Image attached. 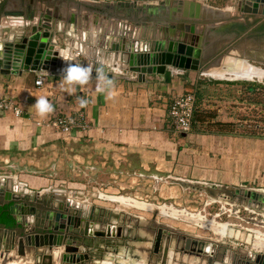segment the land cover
Masks as SVG:
<instances>
[{
    "label": "crops",
    "instance_id": "1",
    "mask_svg": "<svg viewBox=\"0 0 264 264\" xmlns=\"http://www.w3.org/2000/svg\"><path fill=\"white\" fill-rule=\"evenodd\" d=\"M199 1L217 9L222 17L214 24L208 22L198 26L207 34V42L215 54L224 48L223 53L219 54H222L221 57L212 59L211 70L229 73L228 68L234 63L237 71L240 60L250 58L247 56L250 47L255 50L264 48V33H256L264 31V20H257V24L254 18L247 17L248 22L241 23L248 13L235 8L233 0ZM152 9L171 16L175 9L183 10V4L179 6L176 0H0V32L3 30V34L10 37L18 35L20 25L26 22L22 13H33L36 19L50 14L57 21V27L59 24V35L69 36L75 41H80L83 35L91 44L98 42L102 34L107 36L113 30L120 33L119 24L131 23L134 26L138 19L144 22ZM210 26L212 29H207ZM257 40L263 44L257 46ZM211 54L214 55V51ZM38 76L44 77L42 86L34 84ZM104 76L111 81V85L104 80L97 81V75L92 74L86 85H77L74 92L69 93L66 90L68 85L61 86L62 73L24 70L18 75L0 74V99L12 100L21 109L20 115L0 109V165L4 164L2 167L6 168L5 175H0V181H4L8 188L36 197L34 204L41 206H36L38 213L44 214L51 201L69 197L83 204L85 209L82 215L91 214L92 211L106 218L113 215L124 222L127 230H131L129 234L139 236L144 235L148 226L156 231L157 226L161 225L155 219L156 215L146 219L116 207L90 202L89 199L116 201L122 206H136L147 211L152 209L129 204L127 200L157 207L160 204H150L147 198L155 199L160 195H173L190 189L194 192L193 196L205 194L210 199L223 197L242 203L248 198L243 200L236 190L264 192V139L196 131L177 134L168 116L172 99L193 91L196 82L204 78L200 86V106L215 110L217 119L221 121H235L234 112L223 110L226 102L233 101L226 91H232L237 98L240 91L239 88H225L232 86V83H228L234 81L232 77L207 76L199 71L187 70L171 75L169 83L161 75H146L148 81L138 82L136 74L118 69L114 70L112 77H108L106 72ZM39 96L46 97L54 107V111L46 117L37 115L33 107ZM82 99L87 101L86 106H81ZM56 118H74L84 121L86 127H74L69 133H62L50 125ZM108 177L111 179L109 182ZM88 186L92 190L86 194ZM131 189L135 191L130 195L122 193ZM79 193L83 198L77 201ZM116 197L126 200L119 201ZM154 210L155 214L159 212ZM113 219L112 223H116ZM225 224L228 226V223ZM244 228V231L230 228L231 231L241 232L243 237L238 236L236 241H225L167 227L179 238L183 235L209 245L216 243L212 256L218 255L215 264H220L225 251L232 256L235 252L236 259H243L248 252L240 247L242 242L249 244L255 240L254 245L259 247L255 249L251 245L252 252L264 248V243H256L261 239L264 242V230ZM220 230L225 229L222 226L218 229L223 236ZM5 233L8 232L1 230L0 235L4 237ZM130 242L136 246V250L138 243ZM206 249L210 251L212 248ZM169 255V259L175 256L171 264H178L179 259L184 264H210L185 252H170ZM108 256L117 255L108 251ZM129 259L134 264L145 262L143 258ZM23 261L37 264V261L27 258L19 260L20 263ZM103 263L116 262L107 259L100 262ZM230 263L233 264L232 257Z\"/></svg>",
    "mask_w": 264,
    "mask_h": 264
},
{
    "label": "water",
    "instance_id": "2",
    "mask_svg": "<svg viewBox=\"0 0 264 264\" xmlns=\"http://www.w3.org/2000/svg\"><path fill=\"white\" fill-rule=\"evenodd\" d=\"M176 1L179 6L183 4V10L175 9L170 16L162 11L158 14L152 9L144 22L138 19L134 26L131 23L119 24L120 33L113 30L107 36L102 34L98 42L91 44L83 35L80 41L59 35V24L57 27V21L50 14L36 19L33 13H22L21 16L26 22L20 25L18 35L10 37L4 35L3 30L0 32V74L18 75L24 70L60 74L68 61L90 66L92 74H96V69L100 67L108 77L113 76L115 69L134 73L138 82L148 81L146 75H161L169 83L171 75L187 70L210 75L212 59L221 57L222 54H219L223 53L224 48L215 54V50L207 42V34L198 26L221 21L220 12L205 6L204 1ZM233 2V6L240 12L248 13V16H243L245 20H241V23L246 24L247 17L254 18L255 22L264 20V0ZM207 29L212 28L210 26ZM256 33L263 34L264 31ZM213 51L214 55L211 54ZM236 193L243 200L248 198L242 200L248 207H256L264 212V192L236 190ZM41 197L40 194L39 198ZM33 200L37 198L22 194L18 189L8 188L4 181H0V205H8L9 213L14 218L12 226L0 223V232H8L4 237L0 235L1 264L20 258L35 260L37 264H83L87 256L79 252L82 246H87L86 236H120L127 230L117 218L113 219L116 223L111 221L105 226L104 223L93 225L92 216L82 215L85 207L73 198L51 201L44 214L37 212L36 206H41L35 205ZM42 203L46 204V201ZM85 218H90L91 221H86ZM159 226L161 229L168 227L164 224ZM254 242L255 240L249 244L242 242L240 245L248 252L243 259H236L235 252L232 256L225 251L220 264H228L231 257L233 264H264V248L257 252L250 251L251 245L258 248ZM199 244L201 247L195 249V254H210L207 262L215 264L211 256L216 249V243L209 245L199 240ZM202 246L212 249L208 251L206 248L202 249Z\"/></svg>",
    "mask_w": 264,
    "mask_h": 264
},
{
    "label": "rangeland",
    "instance_id": "3",
    "mask_svg": "<svg viewBox=\"0 0 264 264\" xmlns=\"http://www.w3.org/2000/svg\"><path fill=\"white\" fill-rule=\"evenodd\" d=\"M247 56L250 57L249 60L248 58L244 60H240V63H243L242 66H246V68L242 69L240 72H236L235 74H214L219 77H232L234 81H258V82H263L264 81V53L261 55V53L258 54H250L247 53ZM254 57V58H253ZM242 59V58H241ZM248 59V60H247ZM249 64H252L254 66H248ZM257 66V67H255ZM235 67V64L232 63L231 66H229V70L233 69ZM259 67V68H258ZM252 68V69H251ZM262 68V69H261ZM250 75H253L252 77H249ZM208 76V75H207ZM235 76V77H233ZM240 77V78H238ZM241 78H246V79H241ZM225 88H240V83H235L231 84ZM226 94L228 96L230 95L229 98H231V101H228L225 103V108L223 110L225 111H231L235 113V117H237L239 114L240 115H247L249 117H252V113H254V109L252 105H249L248 102L244 100H239L237 97H234L232 94V91L228 92L226 91ZM227 96V95H226ZM233 96V98H232ZM228 100V99H227ZM225 100V101H227ZM260 108H256V113L259 116V114H264V110L262 112H259ZM251 115V116H250ZM4 166V164L2 165ZM0 165V175H5L4 172L6 168H3ZM111 179L108 177V182ZM91 187H87L85 190L86 194L90 193ZM135 190H124L122 193H133ZM84 192V191H83ZM84 192V193H85ZM179 194V195H178ZM194 192L190 189H187L186 191L182 192L179 191L178 193H175L172 195L166 194L163 196H158L157 198H147V202L156 203L160 204V206H155L154 204L153 207L150 206L149 209L142 210L136 208V206H128V205H123L120 203H115L112 201H106L103 199H97L91 197L89 199L90 202L96 203V204H102L104 206L108 207H116L119 208L120 210H123L127 213L137 215V216H142L143 218H153L155 214L154 209H158L160 212L161 207H165L166 213L156 212V217L155 219L164 225H168L170 227H173L174 229L180 230L185 233H189L192 235H197V236H204V237H214V238H219L223 239L225 241L232 240L236 241L239 239L238 234L241 232L239 231H231V229L235 228L236 230H241L244 231V227H250V228H258L261 230H264V212L261 211L260 209L256 207H248L245 203H240L239 201H234L231 198L226 199V198H214L210 199L207 198L205 194L198 196H193ZM78 200H82L83 196L81 194H77ZM141 195V194H140ZM144 197V194H142ZM168 195H172L171 197ZM145 198V197H144ZM171 205L167 206V205ZM125 206V207H124ZM166 206L169 208H166ZM168 209V210H167ZM170 210V211H169ZM169 212V213H168ZM166 214V215H163ZM170 215V216H169ZM173 216V217H172ZM228 223L227 226V234L224 233L223 236L222 234L217 231L220 229L221 224ZM205 225V226H204ZM227 225V224H226ZM231 231V232H230ZM233 232L237 237L233 235ZM248 233V230H247ZM242 234V233H241ZM264 235V234H263ZM243 237V234L242 236ZM235 238V239H234ZM242 239V238H241ZM20 258L19 260H21ZM30 264L31 262L23 261L20 263L19 261H12L8 262V264ZM1 264V260H0ZM104 264V263H103ZM114 264V263H113ZM119 264V263H115ZM145 264V262H144Z\"/></svg>",
    "mask_w": 264,
    "mask_h": 264
},
{
    "label": "flooded vegetation",
    "instance_id": "4",
    "mask_svg": "<svg viewBox=\"0 0 264 264\" xmlns=\"http://www.w3.org/2000/svg\"><path fill=\"white\" fill-rule=\"evenodd\" d=\"M257 41V46H260V43L263 44L261 40ZM248 51L250 54L261 53L262 55L264 53V48L255 50L253 47H250ZM89 216H92L91 220L93 225H96V223H104V226L107 222L109 223L112 221L111 218H117L113 217V215H110L108 218H106L105 215L99 214L98 212L94 213V211H92ZM85 220L89 222L91 221L90 218H85ZM119 222L125 226L122 220L119 219ZM130 231L131 230L128 229L126 235L124 233L123 235H115L112 237L94 235L86 236L88 242L87 246H82L79 252V254L87 256V258L84 259L83 264H100L101 261L104 262L107 259H114V261L119 264H134V262L129 259V257L139 259L143 258V260H145V264H171L174 262L175 256L174 258L172 257V259H169L170 252H185L186 254L194 255L195 257L199 258V261L206 260V262L210 256V254H202L200 256L196 255L195 249L201 247L199 241L183 235H181V238H179V235L168 230L167 228L161 229L160 226H157L155 231L154 228L152 229V227L148 226L145 229L144 235L139 234V236L135 235L134 233L129 234ZM130 240L138 243L136 249L138 252L135 250L136 246L131 245ZM194 241H196V243ZM108 251L115 253L117 256L107 257ZM133 251H136L137 253H133ZM120 254H122V256H120ZM217 256L213 257L211 260L215 261L218 258ZM178 262V264H184V261L181 259H179Z\"/></svg>",
    "mask_w": 264,
    "mask_h": 264
},
{
    "label": "trees",
    "instance_id": "5",
    "mask_svg": "<svg viewBox=\"0 0 264 264\" xmlns=\"http://www.w3.org/2000/svg\"><path fill=\"white\" fill-rule=\"evenodd\" d=\"M204 80V78H200L194 85L195 104L191 131L264 139V114H259L258 116L256 113V108H260L259 112L264 110V81L244 80L228 82L232 84L240 83L238 99H245L255 109L253 110L252 117L239 114L235 121H221L217 119L215 110H208L200 106L202 95L200 86ZM212 82L218 81L212 80ZM0 223L5 226H12L14 224V218L9 213L8 205H0Z\"/></svg>",
    "mask_w": 264,
    "mask_h": 264
},
{
    "label": "built area",
    "instance_id": "6",
    "mask_svg": "<svg viewBox=\"0 0 264 264\" xmlns=\"http://www.w3.org/2000/svg\"><path fill=\"white\" fill-rule=\"evenodd\" d=\"M43 76H38L34 84L36 86L43 85ZM195 104V94L193 91L184 92L181 95L175 96L168 108V116L171 121L174 132L189 133L192 126V118ZM0 109L11 110L15 115H20L21 109L12 100L0 99ZM86 123L84 121H78L77 119H63L56 118L51 121V126L62 133H69L74 127L85 128ZM264 215V214H263ZM264 217V216H263Z\"/></svg>",
    "mask_w": 264,
    "mask_h": 264
},
{
    "label": "clouds",
    "instance_id": "7",
    "mask_svg": "<svg viewBox=\"0 0 264 264\" xmlns=\"http://www.w3.org/2000/svg\"><path fill=\"white\" fill-rule=\"evenodd\" d=\"M66 61V60H65ZM102 64V61L100 62ZM92 75V68L86 65H79L66 61V67L62 70L63 80L61 81V86L68 85L66 89L69 93L74 92L75 86L79 85L83 87L86 85ZM97 81L104 80L108 85H111V81L106 80L102 68L98 67L96 69ZM103 91V89H98ZM81 106H86L87 101L81 100ZM33 107L36 109L37 115L40 117H46L54 111L53 105L44 96L36 97Z\"/></svg>",
    "mask_w": 264,
    "mask_h": 264
},
{
    "label": "bare ground",
    "instance_id": "8",
    "mask_svg": "<svg viewBox=\"0 0 264 264\" xmlns=\"http://www.w3.org/2000/svg\"><path fill=\"white\" fill-rule=\"evenodd\" d=\"M231 58V57H230ZM231 60V59H230ZM243 65V63H239L238 64V67H239V69L236 71L235 70V68L234 69H232V70H228V72L229 73H225V71L223 72V71H220V70H209V74L210 75H212V76H216V75H214V74H221V73H224V74H235L236 72H240V71H242V69H244V68H246V66H242ZM248 66H254V65H252V64H249ZM255 67H257V66H255ZM259 68V67H258ZM262 69V68H261ZM253 75H250L249 77H252ZM111 198L112 199H115L114 197H112L111 196ZM116 199H118L119 201L120 200H122V201H125L126 199L125 198H118V197H116ZM128 202L127 203H134V204H137V205H139L140 207L142 206V207H144V208H149L150 206L148 205V204H145V203H140V202H136L135 200H127ZM163 208H165L164 206L163 207H161V209H160V212H163V213H166V211H165V209H163ZM166 208H168L167 206H166ZM169 209V208H168ZM167 209V210H168ZM158 210V209H157ZM159 211V210H158ZM170 211V210H169ZM169 213V212H168ZM205 226V225H204ZM222 227H223V229H225L224 231L223 230H220V231H223V233H226L227 232V225L226 224H224V225H221ZM218 231V230H217ZM233 231V230H232ZM231 232V231H230ZM233 234L235 235V233L233 232ZM238 236H242V234L240 233V234H238ZM248 237V236H247ZM257 244H259V245H262L264 242H263V239H261V240H258L257 242H256ZM256 245V244H255ZM264 245V244H263ZM257 247H259L258 245H256ZM17 261H19V260H17ZM13 264H15V263H13Z\"/></svg>",
    "mask_w": 264,
    "mask_h": 264
}]
</instances>
